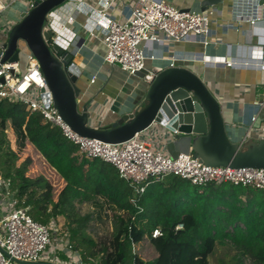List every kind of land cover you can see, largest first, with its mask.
Segmentation results:
<instances>
[{"label":"trees","instance_id":"obj_1","mask_svg":"<svg viewBox=\"0 0 264 264\" xmlns=\"http://www.w3.org/2000/svg\"><path fill=\"white\" fill-rule=\"evenodd\" d=\"M10 125L16 151L9 146ZM29 145L63 181L57 196L47 177L31 174L33 158L21 160ZM0 175L35 221L66 220L70 242L85 245L81 256L88 264H211L219 248L233 254L219 264H264V191L228 183L195 186L169 176L150 179L136 193L113 165L80 155L60 129L8 99H0ZM82 204L92 211L82 215ZM91 223L102 234L101 246L86 234ZM157 229L161 235L154 238ZM146 240L158 254L154 260L134 251Z\"/></svg>","mask_w":264,"mask_h":264},{"label":"built area","instance_id":"obj_2","mask_svg":"<svg viewBox=\"0 0 264 264\" xmlns=\"http://www.w3.org/2000/svg\"><path fill=\"white\" fill-rule=\"evenodd\" d=\"M12 1L21 0H0V35L5 38L0 39V79H3V83H0V99L18 101L27 110L39 113L45 122L60 129L63 136L78 147L80 155L113 165L120 177L129 182L136 193H143L145 183L150 179L162 181L169 176L187 180L195 186L228 183L264 191V169L211 167L199 163V158L192 153L172 158L164 149L144 140L141 134L125 143L114 145L69 131L59 111L52 108L51 92H42L47 87V81L38 60L29 54L28 66L20 77L19 62L1 63L5 55L6 36L14 25H2L1 22L9 2ZM34 1H25V12L34 7ZM87 2L88 0H68L48 15L44 31L53 32L51 47L57 45L64 50L71 49L74 37L70 33L69 25L75 21V15L71 10L74 12L80 6H87ZM112 5L113 1H103V9L95 11L100 20H106L107 24L103 38L106 48L104 61L111 66L119 67L128 76H137L145 70L148 59H155L154 56L146 55L143 46L147 44L164 45L196 39H200L205 45L212 42L211 18L208 12L182 10L164 0H136L126 20L119 22L108 15ZM260 6L264 10V5ZM61 10H70L67 14L64 12L65 20L57 15ZM235 18L240 21L245 16L239 12ZM249 21L252 26H257L264 22V13L256 12ZM251 51L253 56L251 62L240 63V60L229 57L200 58L204 62L226 67H256L264 71L262 62L264 46H251ZM192 59L197 60L198 57ZM95 81L96 77L91 82ZM255 104L260 109L264 106V102ZM257 118V115L251 118L250 127L255 124ZM159 235H161L159 229L153 232L154 238ZM56 239L51 224L44 225L35 221L30 215L29 207L17 198L11 182L3 180L0 175V264H20L19 262L78 264L83 261L69 237L68 240ZM58 251L64 252L69 261L60 260L57 256Z\"/></svg>","mask_w":264,"mask_h":264},{"label":"crops","instance_id":"obj_3","mask_svg":"<svg viewBox=\"0 0 264 264\" xmlns=\"http://www.w3.org/2000/svg\"><path fill=\"white\" fill-rule=\"evenodd\" d=\"M103 1H113L108 15L119 22L126 20L131 6L136 2ZM103 1L91 0L87 2V6H80L74 12L71 10L75 21L69 25L74 37L70 50H76L74 62L80 70L77 84L82 89L81 106L86 102L90 103L89 113L93 126H110L122 116L133 113L144 103L154 77L174 64V67L188 69L200 77L219 101L226 130L233 143L243 145L250 140L264 138V106L260 109L255 104L264 102V71L256 67H226L204 62L200 58L229 57L240 60V63L251 62V46H264V22L252 26L249 21L256 12L264 13L259 0H164L182 10L208 12L212 42L205 45L200 39H196L164 45L147 44L143 46L146 55L154 56L155 59H148L145 70L134 77L104 61L106 48L103 38L107 24L95 12L103 9ZM19 3L9 2L3 21L15 24L20 20L26 6ZM65 11L57 13L62 20L70 12L67 10L64 14ZM239 12L245 18L237 21L235 15ZM0 39L5 38L0 35ZM195 56L198 57L197 60L192 59ZM262 62L264 63V54ZM94 77L96 81L92 83ZM255 115L258 118L250 127L251 118ZM141 137L164 149L172 157L168 146L174 141V137L165 127L155 124L141 133Z\"/></svg>","mask_w":264,"mask_h":264},{"label":"water","instance_id":"obj_4","mask_svg":"<svg viewBox=\"0 0 264 264\" xmlns=\"http://www.w3.org/2000/svg\"><path fill=\"white\" fill-rule=\"evenodd\" d=\"M68 0H35L6 36L1 63H17L21 43L41 65L47 81L42 92H51L53 107L66 122L68 130L106 144H122L158 124L174 137L170 154H194L199 163L230 169H264V139L243 145L228 136L221 105L203 80L192 71L170 67L158 73L143 104L110 126L91 124L89 102L81 106L82 89L77 84L80 70L74 59L76 50L51 47L52 31H44L48 15ZM264 5V0L259 1ZM3 83V79H0ZM187 147L189 152H182ZM176 157V158H177ZM20 264H51L45 262Z\"/></svg>","mask_w":264,"mask_h":264},{"label":"rangeland","instance_id":"obj_5","mask_svg":"<svg viewBox=\"0 0 264 264\" xmlns=\"http://www.w3.org/2000/svg\"><path fill=\"white\" fill-rule=\"evenodd\" d=\"M26 0H21L19 1L21 5L25 4ZM91 1V0H88ZM1 24H9L10 26L14 24V22H5L2 21ZM21 55H20V68H21V72L19 74V77L21 76V74L25 71V68L28 66V55L30 54L29 51L27 50L26 46L21 43ZM8 126V125H7ZM10 134L8 133V137H9V146L12 150L16 151V143H15V137L13 135V132L11 130V126H9V130ZM14 139V146L10 145V141ZM182 152H189V150L187 149V147H184L183 149H181ZM32 157L33 161H34V165L31 168V174L33 176H38V175H44L45 177H47L49 179V181L55 186L56 189V196L58 195V193L60 192V190L62 189L64 183L63 181L59 178L58 174L55 172V170H53L44 160V158L35 150V148L32 145H29L26 149V151L20 156L21 160H24L26 157ZM176 153H174L172 155V158H176ZM78 209L80 211V213L82 215H86L89 214L92 211V208L89 204H82V205H78ZM52 228H53V232H54V236L57 237L56 241H59L60 239L63 240H68L69 232H68V226L66 223V220L63 217L58 218L57 221L52 222L51 224ZM86 234L89 238L95 240L96 242H98V244L101 246L102 241L104 240L102 237V234L99 230H97L93 223L90 224V226L87 228ZM73 246H76V250L79 251V253L82 255L83 253V249L85 247V245H80L78 246L76 243L73 244ZM134 251L145 261L148 260H154L158 254L156 253L155 249L151 246V244L146 240L143 243L139 244V245H135L134 247ZM58 258L62 261H69L68 256L61 251H58ZM233 257L232 253H229L227 251H225L224 249L219 248L216 252V255L214 257L211 258V264H219V259L223 258L226 260H229ZM79 258V256H78ZM82 260L83 257L81 256ZM95 262L98 260L97 258H94ZM78 264H88L86 263L84 260L82 262H78Z\"/></svg>","mask_w":264,"mask_h":264}]
</instances>
